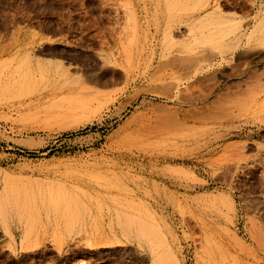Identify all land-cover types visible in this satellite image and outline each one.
I'll list each match as a JSON object with an SVG mask.
<instances>
[{"label": "rangeland", "instance_id": "obj_1", "mask_svg": "<svg viewBox=\"0 0 264 264\" xmlns=\"http://www.w3.org/2000/svg\"><path fill=\"white\" fill-rule=\"evenodd\" d=\"M12 183L0 264H264V0H0Z\"/></svg>", "mask_w": 264, "mask_h": 264}, {"label": "bare ground", "instance_id": "obj_2", "mask_svg": "<svg viewBox=\"0 0 264 264\" xmlns=\"http://www.w3.org/2000/svg\"><path fill=\"white\" fill-rule=\"evenodd\" d=\"M6 192H7V197L5 196L3 199L5 201V204L3 203L0 205V217L5 222L4 224H5V229H6L7 233L9 235H12L10 232L11 231L10 226L7 223L8 215L14 211V210L11 211L10 207L14 206L18 210L22 209L21 210L22 212H19V214H25L24 211H27V210H24V202L23 201L20 202L19 193L17 192V189L13 183L8 185ZM0 199H1V197H0ZM68 210H69V212L67 214H76L71 206H69ZM35 213L36 212L34 209H30L29 211H27L28 217L26 218V223H27L28 229H26L25 234H24L23 239H22V245L26 246V248L30 247L28 245V241L30 238V231H31V228H32L33 222H34L32 220V214H35ZM73 220H74V216H72V218L68 220V223L69 224L72 223ZM31 223H32V226L30 227ZM150 235L153 236L154 234L151 233ZM175 264H178V263H175Z\"/></svg>", "mask_w": 264, "mask_h": 264}]
</instances>
